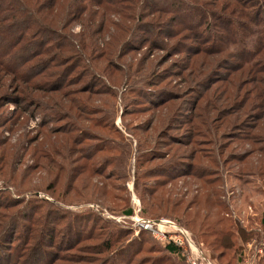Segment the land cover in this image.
I'll return each instance as SVG.
<instances>
[{
  "label": "rangeland",
  "instance_id": "rangeland-1",
  "mask_svg": "<svg viewBox=\"0 0 264 264\" xmlns=\"http://www.w3.org/2000/svg\"><path fill=\"white\" fill-rule=\"evenodd\" d=\"M34 1L0 6V36L22 37L13 59L0 43V264H169L114 220L132 197L154 219L139 201L153 193L212 196L253 234L241 247H264V64L235 50L264 0H179L175 14L177 0H92L78 15L48 2L38 16L59 33L20 34ZM118 227L131 234L115 243Z\"/></svg>",
  "mask_w": 264,
  "mask_h": 264
},
{
  "label": "trees",
  "instance_id": "trees-1",
  "mask_svg": "<svg viewBox=\"0 0 264 264\" xmlns=\"http://www.w3.org/2000/svg\"><path fill=\"white\" fill-rule=\"evenodd\" d=\"M25 0H8L5 5L0 6L5 7L6 9L14 8V5L16 9L19 7V12H24L26 7H24ZM65 2L66 9L75 8V12H72V14H77V12L80 11L79 14H82L86 7L90 4V1L92 0H35L33 3V7L26 13V21L27 19H32L34 17V14L36 16V24L35 26L31 28H22V32L20 34H24V32L29 31L30 34H34L35 36L43 32V30H47L48 32L53 31L57 32L56 29H53L52 27L48 26L39 16L38 14L41 12V10L46 6V4L50 3V8H54L60 4V2ZM97 2L98 0H94ZM178 1V4L176 5V11H174V14L177 12L179 8H189V4H182V1ZM76 2V4H75ZM15 11V10H14ZM20 12V13H21ZM16 13V11H15ZM256 14L255 11L250 12L248 16ZM263 16V17H261ZM14 16L13 18H15ZM32 17V18H31ZM4 18L1 19L2 21L6 19V17H0ZM250 18H252L250 16ZM259 18H262L258 21ZM257 21H253V26H245V39H241L240 45L236 47V51H240L242 54L246 53L248 54L247 59L242 60V64L244 65H250L254 68L261 67L263 63L262 55H264V11L258 12L257 16L255 17ZM20 21V17L13 22L8 24L9 27L17 26ZM29 23V21H28ZM48 26V27H47ZM8 33H4L0 36V43L3 44V46L6 48V55L10 54V56L15 57L17 55L18 45L22 41V37L19 35H14L12 30H8ZM59 33V32H57ZM242 38V37H241ZM19 43V44H18ZM77 49L74 50L75 54L78 51V47L75 46ZM74 49L73 47H71ZM5 53V52H4ZM2 58L4 56H1ZM257 58V59H256ZM262 62V63H261ZM259 64H261L259 66ZM264 68V66H263ZM187 174V173H186ZM188 176V175H187ZM195 179H199L197 176H193ZM200 180V179H199ZM205 182V181H204ZM207 184V183H206ZM211 185V184H210ZM207 186V185H206ZM36 196V195H35ZM160 198L159 196L155 195L154 193L148 196L147 203L139 197V201L143 204V216L150 217L153 216V220L159 219V217H165L169 218L185 230L189 231L193 239L198 242L202 247H204L210 255L216 260L217 264H236L237 258L241 253V250L243 247H241V244L246 242L247 237H250L253 235L251 232H248L238 226V223L231 219L226 214V207L223 206V204L220 203H213L212 196H210V199L206 196H201L199 198L195 197L192 198H186V196L182 198H175L170 199L166 197ZM138 198V197H137ZM50 202H52L50 200ZM46 203V205L50 206L48 209V212H51L52 218L55 222L57 212L55 209V206L49 205L52 203ZM30 206H33L32 202H29ZM149 207H148V205ZM54 211H51V210ZM212 209V210H211ZM200 210V211H199ZM121 216H131L132 210L130 207H126L122 212H120ZM155 214V215H154ZM99 216V215H98ZM7 223L3 225L2 230L5 229ZM259 226L263 228L264 231V211L260 215L259 219ZM54 227H52V231L50 228V245L54 244ZM60 230V229H59ZM63 228H61V231ZM125 228L118 227L116 232V240L115 243L118 240L119 235L122 237H126L130 235L131 233L128 232ZM127 231V232H126ZM120 233V234H119ZM144 233V232H142ZM52 234V235H51ZM75 235V234H73ZM78 235L81 236V232H78ZM3 238V236H2ZM38 238V235H37ZM33 239V238H27V242L22 247H38L41 246V242L39 240ZM133 238V237H132ZM112 239V238H110ZM109 239V240H110ZM1 240V238H0ZM135 238L131 239V241H126L125 247H139V246H133V243H135ZM31 241V242H30ZM30 242V243H29ZM56 242V241H55ZM28 243L30 245H28ZM114 243V244H115ZM114 244H112V241L106 242L104 244V251H108V247H113ZM138 244V243H136ZM58 244H54V248L57 247ZM19 247V246H18ZM63 247V246H62ZM53 248V249H54ZM162 251V256L165 259L166 262H169L171 264L172 261H174V264H184L183 259H181L178 250L173 247L172 245H167L165 247L160 248ZM33 250V248L28 249L27 251ZM50 251H47L49 253ZM262 257L258 259L255 264H264V252ZM31 257V255H30Z\"/></svg>",
  "mask_w": 264,
  "mask_h": 264
},
{
  "label": "built area",
  "instance_id": "built-area-1",
  "mask_svg": "<svg viewBox=\"0 0 264 264\" xmlns=\"http://www.w3.org/2000/svg\"><path fill=\"white\" fill-rule=\"evenodd\" d=\"M132 215L120 216L114 218L115 221L129 220L132 227L136 230H143L151 233L152 237L163 247L172 245L175 247L180 257L183 258L184 264H216L200 248L196 247L187 230L173 221L167 219L148 220L137 217L139 211L138 201L132 197ZM263 246L251 247L246 244L237 258L236 264H255L263 253ZM251 255H250V253Z\"/></svg>",
  "mask_w": 264,
  "mask_h": 264
}]
</instances>
